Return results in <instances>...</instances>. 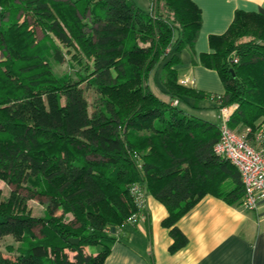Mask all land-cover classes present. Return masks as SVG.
<instances>
[{
  "label": "trees",
  "instance_id": "obj_1",
  "mask_svg": "<svg viewBox=\"0 0 264 264\" xmlns=\"http://www.w3.org/2000/svg\"><path fill=\"white\" fill-rule=\"evenodd\" d=\"M200 25L191 0H149L147 15L132 0H0V180L11 187L0 199V239L19 244L0 264H103L109 229L135 212L132 184L167 210L171 251L186 242L176 222L205 194L242 205L238 171L213 153L219 126L181 106L235 107L227 126L252 141L264 124V10L236 11L209 37L200 63L217 71L221 96L177 80L179 52ZM61 46L87 77L53 71L66 61ZM159 67L168 102L147 84ZM83 83L97 95L90 112ZM32 199L45 203L42 216L29 212Z\"/></svg>",
  "mask_w": 264,
  "mask_h": 264
},
{
  "label": "crops",
  "instance_id": "obj_2",
  "mask_svg": "<svg viewBox=\"0 0 264 264\" xmlns=\"http://www.w3.org/2000/svg\"><path fill=\"white\" fill-rule=\"evenodd\" d=\"M191 2L200 10L201 25L192 48L179 52L180 62L175 66L177 80L186 87L221 96L224 87L217 71L203 67L200 56L212 52L209 37L225 33L236 11L257 13L264 10V0ZM160 72L161 67L150 75L147 84L156 97L168 102L169 96L159 81ZM154 87L165 98L154 93ZM176 104L171 102L173 106ZM200 108L214 110L207 111L209 118L204 120L217 126L222 123L223 110L217 109L215 102L205 100ZM234 109L226 108L228 117ZM230 181L225 180L229 185ZM167 215L160 202L146 195L141 220L109 229L115 240L103 264H264V199L254 210H247L242 205H229L213 194H205L176 222L175 227L186 242L175 251L170 249L173 239L169 228L161 224Z\"/></svg>",
  "mask_w": 264,
  "mask_h": 264
},
{
  "label": "built area",
  "instance_id": "obj_3",
  "mask_svg": "<svg viewBox=\"0 0 264 264\" xmlns=\"http://www.w3.org/2000/svg\"><path fill=\"white\" fill-rule=\"evenodd\" d=\"M238 60L232 59L233 63ZM223 110L224 119L219 125V139L213 147V153L227 160L239 173L243 188L242 206L247 210H254L259 201L264 199V124L253 133L251 142L235 133L227 126L228 115ZM135 212L128 217L127 222L135 224L143 218L145 210L144 190L132 184L129 187Z\"/></svg>",
  "mask_w": 264,
  "mask_h": 264
},
{
  "label": "rangeland",
  "instance_id": "obj_4",
  "mask_svg": "<svg viewBox=\"0 0 264 264\" xmlns=\"http://www.w3.org/2000/svg\"><path fill=\"white\" fill-rule=\"evenodd\" d=\"M132 1L136 4V6L142 11V13L144 15H147L149 13V0H132ZM35 32H36L37 39L41 38L42 35H41L40 31L38 29H36ZM246 40H248V38L242 37L240 41H246ZM61 48H62V50H63V52L65 54V60L66 61L63 62L60 65H54L53 66V71L56 74H61L63 72H69V73L73 74L74 72L76 73L77 70H79V72L81 71L82 74L87 77V75L90 72V69L88 71H86L84 69V66L77 65L71 60V54L73 53L72 50L70 52H68V50L65 47L61 46ZM72 65H73V67H72ZM82 88L84 89V95H85L86 100L88 102V110L90 112L91 111V107L94 105L93 102L97 98V95L94 92L92 87L86 88V83L82 84ZM154 93H156L161 98L164 97L162 95V93L159 92V90H157L156 88L154 90ZM181 107L183 108L185 106H181ZM209 110L210 111L211 110L214 111L213 109H210V108H203V109L202 108L193 109V108H186V107L184 108L185 114L193 115V116H196V117H199V118H203V119L209 118V117H206L207 111H209ZM10 191H11V187L8 184H6L4 181L0 180V199L1 200L5 199L9 195ZM29 203H30L29 212L33 216H42L43 215V212H44V209H45V203L39 202L36 199L29 200ZM56 215H57V217L60 216V220L62 222L68 221L69 218H70L69 214H60L59 210L56 212ZM34 231L37 233L38 230L35 229ZM7 245H11L13 250L12 251H8L6 249ZM18 245L19 244L17 242H15L11 236H6V237L0 239V253L3 256L11 257L12 255H14L15 249H16V247ZM98 250H99V247H95V248H89L88 247V248L84 249V252L85 253H91V254L94 255V254H96V252ZM65 251L68 254L69 258H71L73 256V253L70 252L68 249H66Z\"/></svg>",
  "mask_w": 264,
  "mask_h": 264
},
{
  "label": "water",
  "instance_id": "obj_5",
  "mask_svg": "<svg viewBox=\"0 0 264 264\" xmlns=\"http://www.w3.org/2000/svg\"><path fill=\"white\" fill-rule=\"evenodd\" d=\"M68 241L72 245H77L79 242L77 238H70V239H68Z\"/></svg>",
  "mask_w": 264,
  "mask_h": 264
}]
</instances>
